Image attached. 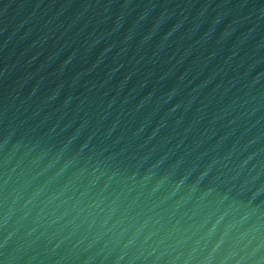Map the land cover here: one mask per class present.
Here are the masks:
<instances>
[{
    "label": "water",
    "instance_id": "water-1",
    "mask_svg": "<svg viewBox=\"0 0 264 264\" xmlns=\"http://www.w3.org/2000/svg\"><path fill=\"white\" fill-rule=\"evenodd\" d=\"M0 264H264V0H0Z\"/></svg>",
    "mask_w": 264,
    "mask_h": 264
}]
</instances>
